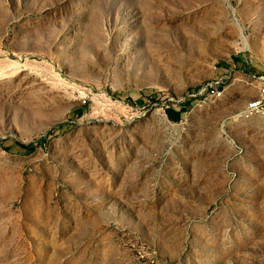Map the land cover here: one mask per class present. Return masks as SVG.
<instances>
[{
  "label": "rangeland",
  "instance_id": "obj_1",
  "mask_svg": "<svg viewBox=\"0 0 264 264\" xmlns=\"http://www.w3.org/2000/svg\"><path fill=\"white\" fill-rule=\"evenodd\" d=\"M262 76L264 0H0V264H264Z\"/></svg>",
  "mask_w": 264,
  "mask_h": 264
},
{
  "label": "built area",
  "instance_id": "obj_2",
  "mask_svg": "<svg viewBox=\"0 0 264 264\" xmlns=\"http://www.w3.org/2000/svg\"><path fill=\"white\" fill-rule=\"evenodd\" d=\"M262 77L264 80V76ZM248 108L251 111H257V112L264 113V85L261 88V94L259 95V97L250 101L248 104Z\"/></svg>",
  "mask_w": 264,
  "mask_h": 264
}]
</instances>
